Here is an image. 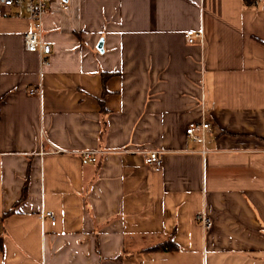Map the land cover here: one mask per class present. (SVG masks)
<instances>
[{"label":"crops","instance_id":"crops-1","mask_svg":"<svg viewBox=\"0 0 264 264\" xmlns=\"http://www.w3.org/2000/svg\"><path fill=\"white\" fill-rule=\"evenodd\" d=\"M67 5L41 71L0 8V264H264V0Z\"/></svg>","mask_w":264,"mask_h":264},{"label":"built area","instance_id":"built-area-1","mask_svg":"<svg viewBox=\"0 0 264 264\" xmlns=\"http://www.w3.org/2000/svg\"><path fill=\"white\" fill-rule=\"evenodd\" d=\"M67 11L69 9L67 0H0V8L13 11L16 18H26L32 28L23 36L24 49L29 53L38 55L40 71L48 66V59L51 54V46L43 42L42 35V19L50 12L53 4ZM202 35L200 32L188 31L185 33V42L188 45H193L197 41H201ZM29 96L41 97V88H35L28 92ZM210 131L209 123L203 120L201 123H191L186 129V135L195 143H203V137H198L196 134H205ZM58 150L50 149L49 153H58ZM98 152L84 151L80 153L82 160L86 163H95ZM144 162L148 167L160 168L163 164V153L158 151L142 152ZM44 220H53L54 216L50 212L41 215ZM196 222L200 226L202 233L205 234L211 228V220L200 213L196 217Z\"/></svg>","mask_w":264,"mask_h":264},{"label":"trees","instance_id":"trees-1","mask_svg":"<svg viewBox=\"0 0 264 264\" xmlns=\"http://www.w3.org/2000/svg\"><path fill=\"white\" fill-rule=\"evenodd\" d=\"M260 0H242V6L245 9H252L258 5ZM2 240L0 238V250H2ZM175 247L171 244V241H166L163 245H157L148 249L149 252H168L173 250Z\"/></svg>","mask_w":264,"mask_h":264},{"label":"water","instance_id":"water-1","mask_svg":"<svg viewBox=\"0 0 264 264\" xmlns=\"http://www.w3.org/2000/svg\"><path fill=\"white\" fill-rule=\"evenodd\" d=\"M102 41L99 43L98 50L101 51L102 49Z\"/></svg>","mask_w":264,"mask_h":264}]
</instances>
